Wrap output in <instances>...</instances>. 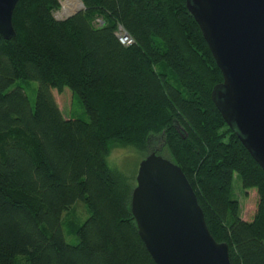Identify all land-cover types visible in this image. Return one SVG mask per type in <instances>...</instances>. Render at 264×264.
I'll use <instances>...</instances> for the list:
<instances>
[{
    "label": "trees",
    "instance_id": "16d2710c",
    "mask_svg": "<svg viewBox=\"0 0 264 264\" xmlns=\"http://www.w3.org/2000/svg\"><path fill=\"white\" fill-rule=\"evenodd\" d=\"M82 1L58 19L59 0H18L16 36L0 35V264H157L131 210L136 178L108 162L116 146L167 149L231 263L264 264V169L213 100L223 74L187 1ZM19 80L39 82L34 106ZM66 87L89 120L64 116L53 89ZM235 173L259 196L250 221ZM79 200L82 224L66 219Z\"/></svg>",
    "mask_w": 264,
    "mask_h": 264
},
{
    "label": "water",
    "instance_id": "95a60500",
    "mask_svg": "<svg viewBox=\"0 0 264 264\" xmlns=\"http://www.w3.org/2000/svg\"><path fill=\"white\" fill-rule=\"evenodd\" d=\"M223 81L212 92L223 118L264 169V0H186ZM18 0H0V35L16 36ZM85 9L80 7L66 18ZM131 210L157 264H232L229 245L212 235L182 168L157 151L141 162Z\"/></svg>",
    "mask_w": 264,
    "mask_h": 264
},
{
    "label": "rangeland",
    "instance_id": "374dc122",
    "mask_svg": "<svg viewBox=\"0 0 264 264\" xmlns=\"http://www.w3.org/2000/svg\"><path fill=\"white\" fill-rule=\"evenodd\" d=\"M60 6L54 12L55 16L58 19H64L69 15L72 11L77 9L78 1L73 0L71 5H66L68 0H59ZM72 9V10H71ZM71 10V11H70ZM83 11V10H81ZM22 86L26 90L31 104L34 106L37 99V90L39 88V82L37 80H19L16 81L15 84L11 86V88L15 86ZM53 93L55 95V99L59 104L62 112L66 118H80L89 120V114L86 111V108L83 106L82 102L79 98H77L71 89L66 87L63 92H58L57 89H53ZM158 142V141H157ZM156 145L153 141L152 145ZM152 147L149 150H140L133 146H116L113 147L107 156L108 162L111 167L116 168L123 173H125L129 178L135 179L137 176L138 168L140 162L152 151ZM154 151V150H153ZM166 158H171L170 153L167 149H163L161 153ZM234 196L239 199L241 204V216L243 219L250 221L254 218L258 202L259 196L256 189H245L241 177L238 173L234 175ZM90 216V212L85 204V202L79 200L73 206L71 210V215L68 214L66 219L72 221L76 220L80 224H82L88 217ZM64 234L67 242L71 244L78 243V236L74 233H71L66 227L64 229ZM20 260V259H19ZM18 260V264L19 263ZM22 264H26V260H21Z\"/></svg>",
    "mask_w": 264,
    "mask_h": 264
},
{
    "label": "built area",
    "instance_id": "2783aa9c",
    "mask_svg": "<svg viewBox=\"0 0 264 264\" xmlns=\"http://www.w3.org/2000/svg\"><path fill=\"white\" fill-rule=\"evenodd\" d=\"M117 36L122 44L131 45L134 43L133 37H131L123 27L119 28V30L117 31Z\"/></svg>",
    "mask_w": 264,
    "mask_h": 264
},
{
    "label": "bare ground",
    "instance_id": "6f19581e",
    "mask_svg": "<svg viewBox=\"0 0 264 264\" xmlns=\"http://www.w3.org/2000/svg\"><path fill=\"white\" fill-rule=\"evenodd\" d=\"M77 1H78V6L80 7V0H76V2H77ZM70 2L73 3V0H68V1L66 2V5H71ZM71 10H72V9H71ZM71 10H70V11H71ZM75 10H76V9H75ZM75 10H74V11H75ZM72 12H73V11H72ZM14 28H15V27H14Z\"/></svg>",
    "mask_w": 264,
    "mask_h": 264
}]
</instances>
